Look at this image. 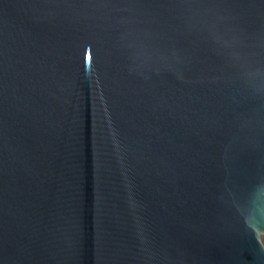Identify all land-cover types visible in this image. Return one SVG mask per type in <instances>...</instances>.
<instances>
[{"label": "water", "instance_id": "95a60500", "mask_svg": "<svg viewBox=\"0 0 264 264\" xmlns=\"http://www.w3.org/2000/svg\"><path fill=\"white\" fill-rule=\"evenodd\" d=\"M0 264H264V0H0Z\"/></svg>", "mask_w": 264, "mask_h": 264}]
</instances>
